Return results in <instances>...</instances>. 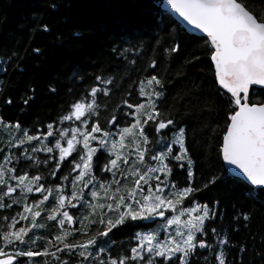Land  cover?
<instances>
[{
  "label": "trees",
  "instance_id": "1",
  "mask_svg": "<svg viewBox=\"0 0 264 264\" xmlns=\"http://www.w3.org/2000/svg\"><path fill=\"white\" fill-rule=\"evenodd\" d=\"M161 1L0 0V164L13 169L5 176V183L0 184V192L6 191L7 186L17 185L10 194L11 198L0 197V203L8 205L0 207V233L6 230L13 217L16 218L14 227L29 224V214H25L28 216L25 220L17 213L23 211L25 203L42 199L41 193L24 192L11 176L21 175L24 171L30 176L40 175L45 189H55L56 185L50 182L56 181L64 189V194L70 196L71 180L62 181L59 177L76 175L71 172L73 160L67 158L61 162V168L55 169L58 176L50 175L54 167L52 161L43 163L50 154L42 151L33 153L32 148L38 146L35 141L18 144L24 130L29 135H37L47 132L49 123L57 130H61V126L70 129L78 125V121H61L59 117L68 114L74 101L91 99L87 96L91 87H105L95 79L101 76L112 80L106 86L109 94L105 96L103 91L97 94L96 115L88 119L115 134L133 122L132 117H125L130 110L124 101L142 102L144 98L139 96L137 86L141 80L157 75L164 83V96L158 105L160 112L186 129V146L194 162V184L201 189L193 193L192 198L210 207L213 202H218L214 221H206L208 235L204 238L208 243H214L210 229L216 227L221 235L226 233L230 244L234 245L231 248L217 246L227 252L228 264H238V258H242L243 264H264V189H252L236 178L232 182L221 181L203 188L213 176L225 172L218 148L230 110L229 96L217 87L214 79L210 45L205 38L188 35L161 10ZM238 2L257 17L264 16V0ZM174 45H178L177 52H165ZM152 61L156 62L154 68L149 67ZM252 91V102L264 100V88ZM114 115L119 118L115 127L108 124ZM150 125L146 126V134L154 143L158 136L154 122ZM84 127L90 130L88 125ZM44 140L47 143L48 139ZM17 148L29 155L20 157ZM6 155L16 158L5 160ZM78 155L76 153V158ZM107 156L98 149V155L94 157L96 167L93 176L96 178L110 179V174L105 176L101 171ZM31 157L41 162L35 163ZM170 179L179 187L187 186V166L184 169L174 166ZM250 191L255 193L254 198ZM43 195L49 196L51 202L44 201L46 207L42 210L47 211L40 215L43 229L31 230L33 238L37 239L32 248L34 251L42 250L47 240L59 233L58 225L47 220L49 210L55 204V192L45 191ZM13 200L19 202L13 203ZM190 202V199H185V204ZM238 212L249 213V220L245 222L242 215L233 220ZM83 214V208L77 204L74 212L77 221L64 227L79 229V217ZM152 224L145 220H127L112 229L110 238L105 237L106 244L103 245L110 251L101 253L98 262L130 254V247L137 243L131 237L149 229ZM234 228L237 230L233 231ZM91 230L95 232L96 228ZM76 239H81L80 232H73L68 237L69 241ZM241 244L246 248L244 252L239 250ZM28 248L29 245L24 246V250ZM58 255L71 264L84 259L69 253ZM52 259L41 255L31 260L23 257L20 261L21 264H45V261L51 264ZM190 259L191 264H216L214 255L210 256L207 249L197 248Z\"/></svg>",
  "mask_w": 264,
  "mask_h": 264
},
{
  "label": "snow or ice",
  "instance_id": "2",
  "mask_svg": "<svg viewBox=\"0 0 264 264\" xmlns=\"http://www.w3.org/2000/svg\"><path fill=\"white\" fill-rule=\"evenodd\" d=\"M166 3L188 25L206 34L210 43L209 53L215 81L230 94V110L218 156L227 165L235 166L252 186L264 189V100L252 102L250 99V95L254 94L250 86L264 87V16L257 17L238 0H166ZM177 51L178 45L165 49L166 53ZM155 64L152 61L149 67L154 68ZM95 79L105 87H91L87 93L91 99L74 101L68 114L59 117L61 121L79 122L71 127L70 136L65 135L68 128L61 126V130H57L49 123L47 132L29 135L24 130V135L18 139L20 145L26 141L37 142L38 146L32 148L33 153L42 151L50 154L43 161L45 164L52 161L54 167L50 175L58 176L55 169L61 168V162L66 158L73 160L71 172L76 175L59 177L62 181L71 180L70 196L64 194V189L56 181L50 182L56 185L55 189H45L40 175L30 176L24 171L21 175L11 176L24 192L41 193L42 199L34 200L31 204L25 203L23 211L17 213L25 220L28 219L25 214H29L32 223L17 228L14 227L16 218L13 217L12 222L6 225V230L0 233V244L3 245L0 247V264H21L20 258L27 257L31 260L41 255L52 257L51 264H71V261L60 259L58 254L62 253L83 257L78 264H191L190 258L196 254L197 248L207 249L210 256L214 255L216 264H228L227 252L223 248H217L218 245L234 247L227 234L221 235L220 230L212 227L210 231L214 243H208L204 238L208 235L206 221H214L217 210L215 205L218 202H213L210 207L207 203L201 204L192 198L193 193L201 189L194 184V162L186 146V129L174 119L164 117L158 106L160 98L164 96V83L157 75L140 81L137 86L138 93L145 99L134 104L124 101L130 110L125 113V117H132L133 122L118 129L116 135L119 139H113L111 130H105L99 123L88 119L89 116L96 115L97 94L103 91L107 96L109 93L106 86L112 83L111 78L96 76ZM145 83L147 89L144 87ZM118 122L119 118L115 115L108 120V124L114 127ZM150 122H154L158 136L154 143L146 134V126L150 127ZM169 132L171 138L168 136ZM44 137L50 138L47 143ZM126 138L130 140L129 143L125 142ZM62 141H66V146ZM98 149L108 153L107 162L101 171L105 176L111 174V180H98L93 176L96 167L94 157L98 155ZM17 151L19 152L18 148ZM76 153H79L78 158ZM26 155L29 154L19 152L20 157ZM13 158L16 157H4L5 160ZM31 159L35 163L41 162L35 157ZM185 165L188 185L179 187L170 179V173L174 166L184 169ZM12 171V168L0 164V184L5 183V176ZM221 181L232 182L235 177L222 171L220 176H213L203 188L215 186ZM97 183L99 189L96 188ZM113 184L115 187H112ZM16 186H7L6 191L0 192V197L11 198L10 194ZM85 188L90 190L85 192ZM45 191L55 192V204L49 210L47 220L59 226V233L48 239L42 250L34 251L32 248L35 239L30 229L42 227L37 222V217L41 215L37 209L46 207L44 201L51 202L49 196L43 195ZM101 191L106 203H97ZM249 194L255 197V193L250 191ZM88 196L92 198L91 201L86 199ZM186 198L191 200L190 207H183ZM18 202L13 200V203ZM77 204L81 208L86 207L88 215L79 218V229L65 228V225H73L77 221V217L69 211L71 209L74 213ZM6 206L8 205L0 203V207ZM165 210H171L172 214L166 216ZM241 215L245 222L249 220L247 212H238L233 220ZM156 217L164 218L163 240L156 235L159 229L137 232L131 237L137 243L130 247V254L125 253L98 262L101 253L110 251L103 245L106 244L104 238H110L112 229L123 225L127 220H150L156 223ZM173 225L175 235L168 229V226ZM92 227L96 228L95 232H92ZM73 232H80L81 239L69 241L68 237ZM25 245H29L28 250H24ZM50 248L53 251H49ZM239 250L244 252L246 248L241 244ZM238 264H243L242 258H238Z\"/></svg>",
  "mask_w": 264,
  "mask_h": 264
},
{
  "label": "rangeland",
  "instance_id": "3",
  "mask_svg": "<svg viewBox=\"0 0 264 264\" xmlns=\"http://www.w3.org/2000/svg\"><path fill=\"white\" fill-rule=\"evenodd\" d=\"M144 87L147 89V84L145 83V85H144ZM144 98V97H143ZM145 99V98H144ZM17 130H19V128H16ZM71 129V128H70ZM70 129H69V131L68 132H66L65 133V135L66 136H70L71 135V132H70ZM139 131V130H138ZM168 136H169V138H171V133L170 134H168ZM57 138H59L58 136H57ZM113 139H119V137H118V135H116V133L114 134L113 133V137H112ZM44 139H49V137H44ZM126 143H129L130 142V140L129 139H127L126 138V141H125ZM94 144H95V142H93ZM62 144H64L65 146H66V141H62ZM105 153H107L106 151H104ZM108 154V153H107ZM98 180L99 179H101V178H97ZM112 179V176H111V174H110V179L109 180H111ZM80 187H83V185H80ZM112 187H115V184H113L112 185ZM96 188L97 189H99V183H97L96 184ZM90 190V188H85V192H88ZM103 196H104V193L101 191L100 193H99V196L97 197V203H106V201L105 200H103ZM88 201H91L92 200V198L90 197V196H88L87 198H86ZM191 206V203H186L185 204V202H184V204H183V207H190ZM37 210H39L40 212H41V214H44L45 213V211H47V210H42V209H40V208H38ZM83 210H84V214L82 215V216H86V215H88V209L85 207V208H83ZM70 211V214H73L74 215V213L71 211V210H69ZM98 212H99V209H97V216H96V219L98 220L99 219V215H98ZM165 212H167L168 213V215L167 216H170L171 214H172V212H171V210H165ZM194 215H195V213H194ZM75 216V215H74ZM82 216H80V217H82ZM79 217V218H80ZM19 218V217H18ZM40 217H37V222L40 224V225H42V223L40 222V220H42V217L39 219ZM182 219H186V217H182ZM39 220V221H38ZM0 222H2V220H0ZM27 222H28V220H27ZM29 223H32V221H31V218H30V222ZM163 223H164V218H162V219H158V220H156V223H153L151 226H150V228L149 229H147V231H154V230H157V229H159L157 232H156V235H157V237H158V239H160V240H163L164 239V228H163ZM25 225V224H24ZM59 227V226H58ZM43 229V225H42V227H39V228H35V229H30V232H31V230H33V232H36V231H40V230H42ZM168 229H169V231H170V233L172 234V235H175V226L173 225V226H168ZM37 240V239H36ZM35 240V243L37 242Z\"/></svg>",
  "mask_w": 264,
  "mask_h": 264
},
{
  "label": "water",
  "instance_id": "4",
  "mask_svg": "<svg viewBox=\"0 0 264 264\" xmlns=\"http://www.w3.org/2000/svg\"><path fill=\"white\" fill-rule=\"evenodd\" d=\"M160 8L163 12L167 13L169 16L172 17V19L178 23L182 28L183 30L190 36H195V37H202V38H205L207 40V37H206V34L204 33H201L198 29H194L192 26L188 25L185 21H183L182 18H180L178 16V14H176L171 8L170 6L167 5L166 3V0H162L161 1V5H160ZM209 43V42H208ZM210 45V43H209ZM211 62V60H210ZM213 71H214V68H213ZM214 79H215V75H214ZM216 82V81H215ZM217 87L223 92L225 93L226 95L230 96V94H228L226 92L225 89H222L220 87V85L218 83H216ZM250 88L252 89H255V90H261L263 89L264 87L262 86H250ZM221 162H222V166H223V169L225 172H227L230 176H234L236 179L240 180L241 182L245 183L247 186H249L250 188L252 189H259L257 188L256 186H252L250 184V182H247L246 181V178H244L242 176V174L239 173V170L235 169V166H232V165H227L221 158ZM156 220V218H155ZM149 222H152L150 220H148Z\"/></svg>",
  "mask_w": 264,
  "mask_h": 264
},
{
  "label": "flooded vegetation",
  "instance_id": "5",
  "mask_svg": "<svg viewBox=\"0 0 264 264\" xmlns=\"http://www.w3.org/2000/svg\"><path fill=\"white\" fill-rule=\"evenodd\" d=\"M171 172H172V171H171ZM190 203H191V202H190ZM162 218H163V217H156V220H158V219H162ZM156 220H155V221H156ZM145 222H146V223H149L148 220H145Z\"/></svg>",
  "mask_w": 264,
  "mask_h": 264
}]
</instances>
